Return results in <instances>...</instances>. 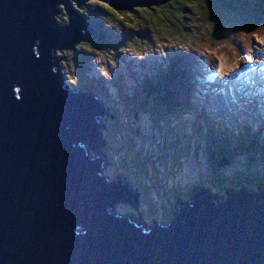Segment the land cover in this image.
Returning <instances> with one entry per match:
<instances>
[{"label":"water","instance_id":"obj_1","mask_svg":"<svg viewBox=\"0 0 264 264\" xmlns=\"http://www.w3.org/2000/svg\"><path fill=\"white\" fill-rule=\"evenodd\" d=\"M72 1L88 0H0V264H264V195L249 188L213 203L203 189L193 202V186L172 221L152 223L170 224L144 234L114 211L139 204V188L111 175L133 193L117 187L92 152L105 100L70 89L52 63L53 49L74 51L93 34L79 15L67 27L54 20ZM98 1L131 11L172 0Z\"/></svg>","mask_w":264,"mask_h":264},{"label":"rangeland","instance_id":"obj_2","mask_svg":"<svg viewBox=\"0 0 264 264\" xmlns=\"http://www.w3.org/2000/svg\"><path fill=\"white\" fill-rule=\"evenodd\" d=\"M91 1L94 0H88L85 3L89 4ZM238 2L237 0L235 5ZM244 3L242 0V4ZM216 6V13L220 14L218 19H215L213 11L210 12L209 16H206L209 18L208 21L194 14L188 15L186 23L193 28V34H190L189 37L192 46H189L186 41L173 37L174 39L169 42L161 44V47H157L158 43L149 46L150 48L143 51L141 56L134 55L136 53L130 48L129 52H124L125 55H122L124 58L114 54L102 55L98 58L92 57V60H94H91L92 65L90 68H85L83 73H79L77 61L73 62V67H65L67 62L69 63L72 50L65 49L64 53H57V57L65 62L61 73L68 85H71L73 77L80 79V75L84 77L81 79V83L86 84H88L89 79L95 81L103 79L104 86L111 93L110 98L117 103L115 112L112 115H118L119 118L122 116V124L128 122L126 125L128 129L123 130V134H121L125 138H120L116 134L117 139H119L118 144L121 140L120 146L122 148L120 149L119 145L118 148L123 155L120 153V157L114 156L113 159L120 162L121 165V159H124V163L128 166L125 169L126 172L132 173L134 171V175L130 177L124 170L119 172L120 174L111 173V175H120L135 183L139 188L142 202L139 205V210L134 209L129 204L122 203L116 206V211L135 216L139 223H145L148 228L152 226L153 219L156 216H160L165 220L171 219L170 217L167 218L165 213L168 211L173 212L177 196L183 195L187 200H190L188 192L195 184H198L197 182H207L219 178L221 173L220 171L213 172L210 169L203 150L196 156V150L202 145H200V141L195 135L189 133L192 139L190 150L182 160H175L174 158L178 155L173 154L176 146L170 147L172 152H164L160 143L157 142V138L153 139L151 133L155 134L156 124L158 123V118L155 120L156 116H153L156 109L155 104L153 102L146 103L142 93L137 96V101L140 104L128 99V96L138 90L145 81L141 80L140 72L135 71V67L133 70L136 81L128 74L126 68L131 61L137 64L142 62L149 64L150 62V69L145 71L142 76L155 78L156 72L174 71L176 60L180 71L183 62V66H186L185 59L193 60V72L198 73V75L193 76L194 78H191V81L197 88L193 90L190 87L192 94L189 102L190 107H193L191 109L192 113L185 114L183 117L187 121L188 127L192 125L190 131L193 134L196 131V123L198 125L202 124L205 130L203 131L204 135H206L207 130L209 134L217 130L223 138L228 137L230 139H234V135H237L236 132L233 134L231 129L237 130L240 128L253 133V130L257 127L260 128L262 123L264 125V107H261L264 103V70L260 69L264 68V43H261V41H264V25L244 30L240 27L243 24L242 20L245 18V14L242 17L239 15L241 10L236 8L239 7L238 5L235 8H226L223 0H220ZM76 7V3L72 1L70 10L79 11ZM82 9L84 10V7ZM66 10V6L58 5L57 11L59 14L54 16L57 23L65 25L64 21L68 18L71 20L77 18L70 10ZM257 10L258 7H254V15L260 11ZM149 25L152 26L151 28H157L152 22ZM146 26L144 24L143 27H139L137 24V33L145 30ZM165 26L160 27L162 32L170 33L171 30ZM157 32L161 34L160 31ZM202 34L206 38H203ZM84 37H87L86 33H83L80 44L85 41ZM248 46H251L250 51L247 50L243 58L238 57L239 51L246 52ZM249 60H251V63H249ZM178 67L175 66V69ZM169 76H174V73ZM122 77L125 78V85L119 86V89L116 87L115 81ZM253 80L259 81L261 85L255 83V88V85L251 84ZM94 83L96 82H90V85L94 86ZM71 86L73 89L82 90L80 86L73 84ZM217 98L220 102L216 101ZM125 101L134 103V107L124 108ZM104 123L112 126L109 120L104 121ZM167 125V123L161 125L160 131H165V128L172 131L171 126ZM104 129H106L104 130L105 133H109L108 126ZM162 134L163 132L160 133L161 137ZM149 139L153 142L150 143ZM115 142H117L116 139ZM254 158L256 159L255 156ZM221 164L224 166L222 168L232 172L264 167L260 158L256 159V163H253L244 157H238L229 164L223 159ZM140 169L141 171L138 172ZM104 173L107 174V171H104Z\"/></svg>","mask_w":264,"mask_h":264},{"label":"trees","instance_id":"obj_3","mask_svg":"<svg viewBox=\"0 0 264 264\" xmlns=\"http://www.w3.org/2000/svg\"><path fill=\"white\" fill-rule=\"evenodd\" d=\"M236 1L237 0H223V3L226 8H235V6L238 5L239 7L236 8L241 10L239 15L242 17V15L245 14V18L242 20L243 24L240 28L250 30L254 29V27L257 28L258 25H264V0H243V2H245L244 4H242V0H238L239 2L235 5ZM219 2L220 0H172L161 6L135 8L131 11H117L109 2L103 3L94 0L89 4L84 3L80 7L77 6L76 8H78L79 11H72L69 7V10L74 14V16H81L87 24L91 26L93 34L84 37L85 41H82V43L79 44V47H77L74 51H71L69 63L67 62L65 67H73V62L77 61L79 64V73H83L85 68H90L92 65V57L98 58L102 55L108 56L109 54H114L118 57L124 58L122 55H125L124 52H129L130 48H132L133 52L136 53L134 55L141 56L143 51H147L151 46H153V44L155 45L158 43L159 45L157 47H161V44L167 43L174 38L186 41L189 46H192L189 37L190 34H193V28L189 27L186 23L188 21V15L191 16L194 14L199 16L201 19L208 21L209 18L206 16H209L210 12L213 11L215 19H218L220 18V14L216 13L215 9ZM188 4H191V7H187ZM103 5H107V7H104ZM83 6L84 10L82 9ZM254 7H258V10H260H257L258 13L255 15ZM251 8L252 10H250ZM109 9H112V11H109ZM262 11L263 13H261ZM71 21L73 20L69 18L68 20H65L64 26H69ZM151 22L157 28H151L152 26L149 25ZM136 23L139 27H143L144 24L147 26L145 30L137 33ZM164 25L171 30L170 33L162 32L160 27ZM157 31H160L161 34H158ZM128 36L131 37L128 39ZM197 36L199 35L197 34ZM202 37L206 38L203 34ZM64 63L65 62H62L63 66ZM183 64L182 70L180 71V67H178L179 64L176 60L175 66L178 68L175 69L174 66V71L167 70L168 72H156L159 77L148 78L146 75L142 76V74L150 69V62L149 64H146L145 62L137 64L136 62L131 61L130 65L128 64L126 68L128 74H130L131 78L136 81L134 76L135 72L133 70L135 67V71L140 72L141 80L145 81L142 85H140L138 90H133L134 92L132 95L128 96V99L140 104L137 101V96L139 93H142L144 94L146 103L153 102L155 104L156 109L153 116H156L155 120L158 118V123L156 124L157 129L155 130V134L151 133V135L153 139L155 137L157 138V142L160 143L164 152H172L170 147L176 146L173 151L174 155L178 154L174 157L175 160L184 159L190 150V144L192 141L190 135H195L199 139L200 145H202L196 150V156H198L199 152L203 150L208 160L210 169L216 173L217 171H220L221 175L218 181L212 182L210 180L208 183L202 181L200 183L198 182V185L195 184L191 192V198L195 197V192L203 189L209 192L215 191L219 195L217 198L218 202H226L224 190L228 187L232 190L236 188L244 190L246 187L254 191L259 189L262 191L261 194L264 195V170L254 168V170L247 169L239 172H230V170L226 168H220V164L223 159H225V162H233L238 157H244L246 160H251L253 163H256V159L260 158L264 165L263 142L260 141L256 135L250 131L241 130L240 128L235 130L237 135H234V139H230L228 137L223 138L217 130H214L210 134L207 130L206 135H204V127L202 124L198 125V123L195 124L196 131H194V134L191 133L190 128L192 125H189L188 127V123L183 117L185 114H188V107H190L189 94L191 93V90L189 80L191 77H194L192 67L187 63L186 66H183ZM172 73H174V76H169ZM73 78L71 84L80 86V88L85 91L88 90L99 94L104 98L109 108L116 109L117 103L110 98L111 93L109 92V89L104 86L103 79L97 80L99 82L87 79L88 84H86L81 83V79L84 78L81 75L80 79ZM121 81L122 83H120ZM90 82L96 83H94L93 86L90 85ZM115 82L116 87L120 89L121 86L125 85V78H119ZM124 104V108L126 109L134 107V103L130 101H125ZM111 112L113 113V110H111ZM109 121L112 123V126L107 125L109 133L104 132V138L107 141L106 146L104 147V153L110 160V170L109 168L108 170L109 172L111 171V173L123 172V170L126 172L125 169L128 168V166L124 163V159H121V165L120 162L115 161L113 157H120V153L123 155L121 150L119 151L118 148V145L120 149L122 148V146H120L121 140L120 144H118L119 139H117L116 134H118L120 138L124 139L125 137L121 134H123V130L126 131L128 129L126 126L128 122L126 124H122V116L119 118L118 115H112ZM174 121L176 122L175 126ZM164 123H168L172 127V131H167L166 129L165 131H160V127ZM161 132H163L162 137L160 135ZM235 132L232 133L234 134ZM115 139L117 142H115ZM149 141L150 143L153 142L151 139H149ZM108 142L110 144H108ZM139 171H141V169L138 170V172ZM126 173L130 177L134 175V171L132 173ZM178 213L179 210L175 212L172 217L171 214H173V212L168 211L165 215H167V218L170 217L173 219ZM168 223L170 224L171 221Z\"/></svg>","mask_w":264,"mask_h":264},{"label":"bare ground","instance_id":"obj_4","mask_svg":"<svg viewBox=\"0 0 264 264\" xmlns=\"http://www.w3.org/2000/svg\"><path fill=\"white\" fill-rule=\"evenodd\" d=\"M84 7V6H83ZM185 62H187V64L189 65V66H191L192 67V73H193V76H197L198 75V73H195V72H193V69H194V65H193V60H189V59H185L184 60ZM258 62V61H257ZM260 69H262V70H264V68H260ZM214 74V73H213ZM156 77H157V74H156ZM159 77V76H158ZM192 78V77H191ZM191 78H190V87H191V89H193V90H195L196 88H197V86H195L194 85V83L191 81ZM255 83H258V84H260L261 85V83L259 82V81H256V80H253L252 82H251V84H253V85H255V88H256V84ZM191 94L192 93H190L189 95H190V98H191ZM102 99H103V97H102ZM193 107H188V114L189 113H192V109ZM199 114V113H198ZM200 116V115H199ZM201 117V116H200ZM168 124V123H167ZM163 125V124H162ZM167 126H169V124L167 125ZM174 126H175V122H174ZM172 128V127H171ZM167 131H169V129L168 128H165ZM263 146H264V143H263ZM106 155V154H105ZM110 167V166H109ZM110 173H111V171H110Z\"/></svg>","mask_w":264,"mask_h":264},{"label":"snow or ice","instance_id":"obj_5","mask_svg":"<svg viewBox=\"0 0 264 264\" xmlns=\"http://www.w3.org/2000/svg\"><path fill=\"white\" fill-rule=\"evenodd\" d=\"M104 7H107V5H103ZM187 7H191V4H188ZM109 11H112V9H109ZM261 43H264V41H261ZM249 63H251V60H249Z\"/></svg>","mask_w":264,"mask_h":264},{"label":"clouds","instance_id":"obj_6","mask_svg":"<svg viewBox=\"0 0 264 264\" xmlns=\"http://www.w3.org/2000/svg\"><path fill=\"white\" fill-rule=\"evenodd\" d=\"M64 26V25H63ZM64 27H66V26H64ZM88 36V35H87ZM65 49H62V50H58V52H63ZM57 52V53H58ZM75 90H78V88L77 89H75ZM82 90H84V89H82ZM97 94V93H96ZM97 95H99V94H97ZM100 96V95H99ZM101 97V96H100ZM102 98V97H101ZM112 116V115H111Z\"/></svg>","mask_w":264,"mask_h":264}]
</instances>
